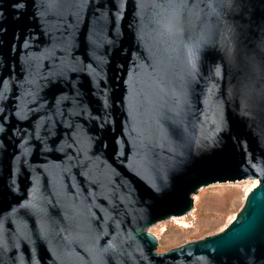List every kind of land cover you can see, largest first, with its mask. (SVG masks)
Returning a JSON list of instances; mask_svg holds the SVG:
<instances>
[{
	"label": "water",
	"instance_id": "1",
	"mask_svg": "<svg viewBox=\"0 0 264 264\" xmlns=\"http://www.w3.org/2000/svg\"><path fill=\"white\" fill-rule=\"evenodd\" d=\"M256 179L157 251L201 189ZM0 264H264V0H0Z\"/></svg>",
	"mask_w": 264,
	"mask_h": 264
},
{
	"label": "rangeland",
	"instance_id": "2",
	"mask_svg": "<svg viewBox=\"0 0 264 264\" xmlns=\"http://www.w3.org/2000/svg\"><path fill=\"white\" fill-rule=\"evenodd\" d=\"M251 181L217 183L201 189L195 195L197 200L190 213L149 229L158 238L157 251L166 252L223 231L242 209Z\"/></svg>",
	"mask_w": 264,
	"mask_h": 264
},
{
	"label": "bare ground",
	"instance_id": "3",
	"mask_svg": "<svg viewBox=\"0 0 264 264\" xmlns=\"http://www.w3.org/2000/svg\"><path fill=\"white\" fill-rule=\"evenodd\" d=\"M258 183H259V181H258L257 179H256V180H252V181H251V184L248 185V191H247V194H249V192H250L251 190H253V189L258 185ZM195 200H197V198H196Z\"/></svg>",
	"mask_w": 264,
	"mask_h": 264
}]
</instances>
